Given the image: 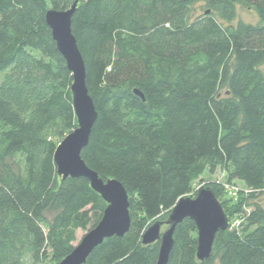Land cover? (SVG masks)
I'll return each instance as SVG.
<instances>
[{"label": "trees", "instance_id": "16d2710c", "mask_svg": "<svg viewBox=\"0 0 264 264\" xmlns=\"http://www.w3.org/2000/svg\"><path fill=\"white\" fill-rule=\"evenodd\" d=\"M77 1L72 30L99 117L82 158L124 185L131 215L85 264H157L161 242L144 245L146 230L220 168L247 196L204 187L239 224L201 262L185 219L168 264H264V0H0V264H59L108 207L54 160L78 118L46 16ZM239 6L261 22L235 24Z\"/></svg>", "mask_w": 264, "mask_h": 264}, {"label": "water", "instance_id": "95a60500", "mask_svg": "<svg viewBox=\"0 0 264 264\" xmlns=\"http://www.w3.org/2000/svg\"><path fill=\"white\" fill-rule=\"evenodd\" d=\"M77 4L78 1L68 11L50 10L46 16L58 51L64 56L74 76L72 96L78 118L75 131L67 135L58 145L54 160L58 167V174L63 180L68 177L85 178L91 183L94 191L101 194L108 207L101 222L87 232L75 245L70 255L59 264H85L94 249L106 239L113 236L124 237L131 229L129 194L124 185L116 179L104 180L87 166L82 158L83 150L90 142L93 127L99 117L86 84V62L79 51L78 41L72 30V17L77 10ZM135 93L145 99L143 93L138 91ZM198 190L195 197L189 196L178 200L165 223L169 226L168 231L162 233L161 222L157 221L143 235L144 245L161 242L157 264L169 263V256L174 248V233L185 219H191L197 225L199 245L197 256L201 262L212 257L218 232L229 228L228 217L221 202L215 196L214 190L204 186Z\"/></svg>", "mask_w": 264, "mask_h": 264}, {"label": "rangeland", "instance_id": "374dc122", "mask_svg": "<svg viewBox=\"0 0 264 264\" xmlns=\"http://www.w3.org/2000/svg\"><path fill=\"white\" fill-rule=\"evenodd\" d=\"M199 10H195L194 12H196V14L198 15L199 13ZM238 16H237V19H236V23H238V21H242V22H245V23H251L253 25H258V23H260L261 21L259 20V16L254 12V11H251V9L249 8H244L242 6H239L238 7ZM262 70L264 71V65L262 66ZM3 74L1 73L0 74V82L1 80L3 79ZM202 180H199V182H197L195 185H194V190H198L199 187L201 186H204V184H210V183H217V184H221V187L222 189H224V197L227 198V196L230 195V191L229 193L227 194V191L229 190V187H232L233 185L238 187V188H241V190L245 189L246 191H248L249 189L247 188V186L244 184V183H240L238 181H232L230 182L229 181V178H227V175L225 174V172L220 168L218 169L217 171L215 172H207L205 173L203 176H202ZM199 191V190H198ZM234 201V200H233ZM258 203L264 208V195L263 196H260L259 199L257 200ZM235 202V201H234ZM238 202V201H237ZM230 212L227 213V217H228V222L232 223L231 225L234 224L235 221H237V216H230L229 215ZM235 218V219H234ZM167 220H161L159 222H161V232L164 233L166 231H168L169 229V226H167L166 223ZM231 221H234V222H231ZM238 222V221H237ZM156 223V222H155ZM154 224V222H153ZM151 224V226L153 225ZM237 225V223H236ZM86 234L85 231L83 230H80L78 233H77V239H78V242L77 244L80 242L81 238ZM215 264H218V262H216Z\"/></svg>", "mask_w": 264, "mask_h": 264}, {"label": "built area", "instance_id": "2783aa9c", "mask_svg": "<svg viewBox=\"0 0 264 264\" xmlns=\"http://www.w3.org/2000/svg\"><path fill=\"white\" fill-rule=\"evenodd\" d=\"M229 191H230V195L227 196V197L228 198L229 197L232 198L235 202H237L239 200L238 199L239 197L244 198L248 194V191H246L245 189L241 190V188H238V187H236L234 185L232 187H229V190L227 191V194L229 193ZM231 222H234V221H231ZM236 223H237V225L239 224L237 221H235L233 225H231L232 223L229 222V226L234 227V225H236Z\"/></svg>", "mask_w": 264, "mask_h": 264}]
</instances>
